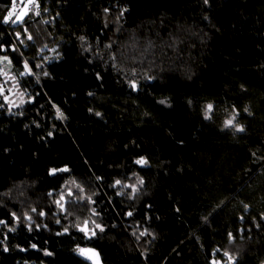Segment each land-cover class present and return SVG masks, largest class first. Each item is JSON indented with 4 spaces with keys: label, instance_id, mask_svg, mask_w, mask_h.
<instances>
[{
    "label": "trees",
    "instance_id": "trees-1",
    "mask_svg": "<svg viewBox=\"0 0 264 264\" xmlns=\"http://www.w3.org/2000/svg\"><path fill=\"white\" fill-rule=\"evenodd\" d=\"M18 2L0 264H264V0Z\"/></svg>",
    "mask_w": 264,
    "mask_h": 264
},
{
    "label": "rangeland",
    "instance_id": "rangeland-1",
    "mask_svg": "<svg viewBox=\"0 0 264 264\" xmlns=\"http://www.w3.org/2000/svg\"><path fill=\"white\" fill-rule=\"evenodd\" d=\"M25 1L27 2L24 6L17 7L11 11L12 13H14L16 9H18L16 11L17 16H20L22 18L19 21H22L23 18L28 14L29 10L32 8V3L34 2V0H19L18 3L22 4ZM3 73L4 70L0 68V92L5 95L4 100L7 101L10 106L15 107L18 101L17 98L21 95L19 94L18 87L16 85H13V81H11V78L8 77L6 74L3 75ZM2 76H3V80H2ZM84 228L88 230L87 223L84 224ZM81 249L85 250L81 254L90 258L93 261V264H103L100 255L96 250L92 248H81Z\"/></svg>",
    "mask_w": 264,
    "mask_h": 264
},
{
    "label": "snow or ice",
    "instance_id": "snow-or-ice-1",
    "mask_svg": "<svg viewBox=\"0 0 264 264\" xmlns=\"http://www.w3.org/2000/svg\"><path fill=\"white\" fill-rule=\"evenodd\" d=\"M205 2H207V0H205ZM12 15H13V13H12V12H9L8 16H6V17L4 18V22H5V23L9 22V20H10L11 17H12ZM21 19H22V18H21L20 16H17V17H16V20H14V21H12V22L15 23V22H17V21H19V20H21ZM28 39H32L31 35L28 36ZM5 59H7V57H5ZM25 69L28 70V71L30 72V69H28V65H27V63H25ZM45 74H47V73H45ZM132 87H133V88L136 87L135 83L132 84ZM163 102H164V101H161V103H163ZM212 107H213V106H212L211 104L207 105L206 113H205V118H206V119L210 118V117L208 116V113H210V112L212 111ZM245 111H247V109H246ZM57 117L60 118V119H63V118H64L63 113H62L58 108H57ZM235 120H236V116H235V115H232L229 119H227V120L225 121V127H226V128H227V127H234V128L236 129V131H243V130H244L243 127L240 126V125H238V124H236V123H235ZM50 135H51V133H50ZM136 163H138V164H144V163H146V161H144L143 159H141V160H137ZM67 170H68V169L65 168V169H61L60 171H67ZM52 171H53V173H55L57 170H56V169H53ZM120 183H121V182H120L119 180L116 181V184H120ZM140 183L142 184L143 181L141 180ZM57 203H59V201H58ZM33 211H35V209H33ZM13 215H15V214H13ZM41 215H43V213H41ZM129 215H131V213H129ZM28 219L31 220V217H28ZM0 223H4V222H3V221H0ZM97 227H99V225H97ZM30 230H31V229H30ZM81 230H83V229H81ZM65 231H67V230H65ZM94 234H95V233H93V235H94ZM141 235H145V233L142 232ZM229 239H230V240L233 239V236H232L231 233H229ZM32 247H36V245H32ZM5 251H7V248H5ZM80 251H81V253H83L85 250L81 249ZM47 254L50 255L51 253H47ZM225 255L227 256L228 253L226 252ZM231 259H232V257H229V260H231ZM213 264H216V262H213Z\"/></svg>",
    "mask_w": 264,
    "mask_h": 264
}]
</instances>
